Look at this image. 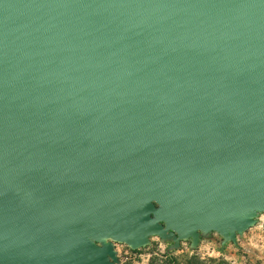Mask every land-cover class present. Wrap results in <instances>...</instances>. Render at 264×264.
Returning a JSON list of instances; mask_svg holds the SVG:
<instances>
[{
	"label": "water",
	"instance_id": "water-1",
	"mask_svg": "<svg viewBox=\"0 0 264 264\" xmlns=\"http://www.w3.org/2000/svg\"><path fill=\"white\" fill-rule=\"evenodd\" d=\"M263 212L264 0H0V264Z\"/></svg>",
	"mask_w": 264,
	"mask_h": 264
},
{
	"label": "rangeland",
	"instance_id": "rangeland-1",
	"mask_svg": "<svg viewBox=\"0 0 264 264\" xmlns=\"http://www.w3.org/2000/svg\"><path fill=\"white\" fill-rule=\"evenodd\" d=\"M176 235L165 238L152 235L149 243L139 249H133L125 242L111 241L117 250L118 264H148L151 259L164 254L180 257L197 254L204 259L219 261L214 264H264V212L255 225L238 234L236 241L224 242L219 231L202 234L197 244L193 237L177 242Z\"/></svg>",
	"mask_w": 264,
	"mask_h": 264
},
{
	"label": "trees",
	"instance_id": "trees-1",
	"mask_svg": "<svg viewBox=\"0 0 264 264\" xmlns=\"http://www.w3.org/2000/svg\"><path fill=\"white\" fill-rule=\"evenodd\" d=\"M217 262L219 261H217L216 259L213 258L204 259L197 254L184 255L183 257L164 254L161 257H155L151 259V261L148 264H214Z\"/></svg>",
	"mask_w": 264,
	"mask_h": 264
}]
</instances>
